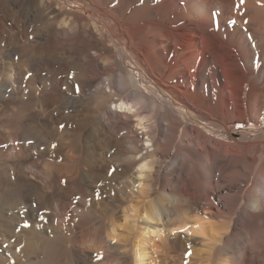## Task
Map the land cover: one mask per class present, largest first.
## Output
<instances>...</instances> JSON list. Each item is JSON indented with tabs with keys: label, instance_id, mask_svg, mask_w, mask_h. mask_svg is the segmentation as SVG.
I'll use <instances>...</instances> for the list:
<instances>
[{
	"label": "bare ground",
	"instance_id": "bare-ground-1",
	"mask_svg": "<svg viewBox=\"0 0 264 264\" xmlns=\"http://www.w3.org/2000/svg\"><path fill=\"white\" fill-rule=\"evenodd\" d=\"M84 188L121 215L74 235ZM155 239L264 264V0H0V264H156Z\"/></svg>",
	"mask_w": 264,
	"mask_h": 264
},
{
	"label": "rangeland",
	"instance_id": "rangeland-1",
	"mask_svg": "<svg viewBox=\"0 0 264 264\" xmlns=\"http://www.w3.org/2000/svg\"><path fill=\"white\" fill-rule=\"evenodd\" d=\"M62 1H65V0H62ZM65 5H67V7H68L69 10L77 11V12H82V11L78 10V8L76 6H74V5H70L68 3L65 4ZM6 23L9 24L10 22L8 20H6ZM138 74L139 73H137L138 81L141 82L140 86L144 90H146L147 89V85H145V83H143L144 76L141 75V74H139V75ZM147 82H149V80ZM242 126H243V130H246V129H248V128L251 127V123L247 122L245 125H242ZM54 141L55 140L50 141L52 143V145H55L54 144L55 143ZM75 156H77V155H75ZM173 158H174V153H172L169 156L164 157L163 158L164 165L165 166H168L173 161ZM36 160H37V162L39 161L38 162L39 165L45 164V161L42 160V159H38L37 158ZM65 165L67 166L66 168H65ZM59 167H61L62 169H72L71 166H70V164H68V163H60L59 164ZM64 176L62 175L61 176L62 178L59 181H57L56 184L59 185L61 188H63L65 191L71 192L72 189H73L72 187H74V185L71 183V180H70L71 175H64ZM252 185H253V182H250L246 186L245 190L248 191L252 187ZM72 195H74L73 198L71 199L72 201L69 200L67 202L68 204H70V208L68 210H65L64 211V213H63L64 217L61 218V219H59V220H61V222H65V225H66L65 226L66 227L65 229L68 230V231H73L75 233V234L73 233L74 235H79V234H81L82 231H83L82 233H84V231H85V229H83V226L74 224V218H73L74 217V214L73 213H74V211H76L79 208L81 209L82 207L84 208L86 206L91 211L96 212V213H99V215L101 216V218H100L101 227H102V225H107L109 222H111L112 220L116 219L117 217H119L121 215L119 213L118 209L116 208V204L117 203L114 202L111 198L106 199L107 202L105 201V203L108 206H105L102 203L101 204L98 203V202H101V201L97 198L98 197V193H97V189L96 188H93V189L92 188H90V189L84 188V189L81 190V192H74V193H72ZM153 199H154V197H152L151 200H153ZM123 200H126V199H123ZM87 203H89V206H88ZM65 218H67V219H65ZM151 223L154 224V225H157V222L156 221H153ZM161 223L162 222H160V224ZM179 232L182 233L183 235L185 234V232H181V231H179ZM168 233L169 232H167V234ZM182 239L183 238L181 237L180 240H182ZM155 241L157 242L156 245L159 244L158 245L159 247L158 246H155V247L159 248V250L157 248H156L157 250L155 248L154 249H151V255L155 257V258H153L154 263H156V264H163L164 261H165V259H166L165 256H167L166 253H169L168 252L169 249H166V248L172 242L171 241H168V240H164V239H163V241L160 240L162 243L159 240L157 241L156 239H155ZM193 247H195V246H193ZM184 248H186V246L183 245L182 244V241H181L179 243V250H178L179 253L186 252L187 254H189L190 252H189L188 248L185 249V250H184ZM197 249H198V247H197ZM182 250H184V251H182ZM101 256H102V258L104 260L106 259V254L105 253H103V254L101 253L100 254V258H101Z\"/></svg>",
	"mask_w": 264,
	"mask_h": 264
},
{
	"label": "snow or ice",
	"instance_id": "snow-or-ice-1",
	"mask_svg": "<svg viewBox=\"0 0 264 264\" xmlns=\"http://www.w3.org/2000/svg\"><path fill=\"white\" fill-rule=\"evenodd\" d=\"M241 2H244V0H241ZM53 147H55V145H53ZM114 171H115V169H111V170L109 171V175H112ZM183 231H184V230L182 229L181 232H183ZM189 247H190V245H189Z\"/></svg>",
	"mask_w": 264,
	"mask_h": 264
}]
</instances>
